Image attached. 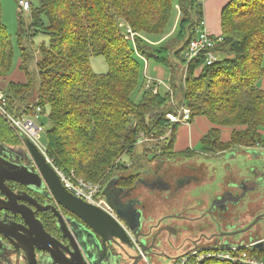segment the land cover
<instances>
[{
  "label": "trees",
  "instance_id": "obj_1",
  "mask_svg": "<svg viewBox=\"0 0 264 264\" xmlns=\"http://www.w3.org/2000/svg\"><path fill=\"white\" fill-rule=\"evenodd\" d=\"M176 7L180 16L175 37L166 41L170 45L164 42L153 48L167 34ZM29 10V37L41 32L49 37V46L38 49L35 86L23 45L28 33L21 30L18 68L26 82L7 83L6 108L18 115L39 107L40 118L46 116L47 109L48 159L58 170L73 172L76 177L99 185V195L104 197L102 191L113 179L115 186L125 184L124 175L129 171L119 159L125 155L131 161L140 135L159 139L169 129L165 116L173 111L175 103L168 94L153 95L144 90L138 102L131 99L139 82L138 61L142 58L169 70V88L173 95H182L190 111V122L202 116L211 125L200 140V153L175 152L178 127H174L162 143H152L153 149L148 147L146 160L148 152L157 150L159 155L153 159L162 156L161 160L169 161L175 157L188 159L193 153L251 149L259 144L264 132V86L258 85L264 77V0H230L222 8L223 41L215 52L225 58L210 66L203 65L202 58L193 60L187 66L185 87L179 77L184 65L182 54L201 28L203 18L202 4L195 0H38V7L30 5ZM125 27L134 34L132 41L127 38ZM176 43L180 45L170 52L169 47ZM12 53L0 10V78L11 74ZM91 57L105 60V74L91 70ZM221 129L230 130L227 142L221 141ZM19 140L0 118V142ZM243 239L236 243H243ZM254 240L248 237L247 241ZM247 252L264 259V249L251 248ZM201 264L231 263L206 260Z\"/></svg>",
  "mask_w": 264,
  "mask_h": 264
},
{
  "label": "flooded vegetation",
  "instance_id": "obj_2",
  "mask_svg": "<svg viewBox=\"0 0 264 264\" xmlns=\"http://www.w3.org/2000/svg\"><path fill=\"white\" fill-rule=\"evenodd\" d=\"M0 146L3 149H0L2 166L32 170L31 162L20 140L19 143L0 142ZM197 155L200 154L193 153L190 158H184L191 160V163H187L184 168H181L183 164L178 162V165L174 166L176 168L154 170L155 176L153 171H141L139 175L126 172L125 184H118L115 187L122 189L120 193L122 203L130 204L141 213L143 219L141 232L146 234V238L139 237L145 241L144 246L140 247L124 222L116 216L133 246L129 248L126 244L116 245L112 242L101 246V238L94 234L99 252L103 253L101 257L105 254L103 259L107 264H160L158 258L172 260L175 264L178 261L176 253L179 249L186 253L201 246L235 244L245 236L264 237V226L257 227L259 221L246 232H241L257 216L263 215L253 214L247 223L241 220L244 215L242 205L245 201L250 202L246 209L252 214V210L256 209L253 204L264 197V174H260L263 171L250 169L247 172L250 174L248 177H238L231 172V176L226 175L225 180L218 185L220 190L211 195L210 199L208 196L192 200V190L204 181L207 175L203 168L194 166L193 159L198 157ZM201 155L216 156L219 153L210 152ZM244 191V196L238 201L233 199ZM106 194L112 199L115 190L109 188ZM115 203L116 207L126 206L120 205L118 200ZM8 209L23 211L30 222ZM61 219L65 223L64 227L67 228L65 234L60 229L58 220ZM74 221L81 224L80 230L88 229L82 221L57 205L49 197L46 189L26 187L10 180L5 181L0 190V224L7 235L5 237L0 234V264H12L15 258L19 263L27 264L21 248L29 251L31 246L38 264H51L49 254L40 250L47 246L41 228L56 240L58 244L55 243L61 250L69 248L72 251L68 244L73 235ZM235 237H239L238 241L233 239ZM201 243L206 244L199 245Z\"/></svg>",
  "mask_w": 264,
  "mask_h": 264
},
{
  "label": "rangeland",
  "instance_id": "obj_3",
  "mask_svg": "<svg viewBox=\"0 0 264 264\" xmlns=\"http://www.w3.org/2000/svg\"><path fill=\"white\" fill-rule=\"evenodd\" d=\"M18 1L19 0H0L1 21H2V24L4 25V27L6 29L7 34L9 35V37L11 39L12 51H13V53H12L13 56H12V60H11V75L14 76V78H13L14 80H11V83L21 84V83L26 82V79H25L23 73L18 68L19 63H20V58H21L18 35L20 34L21 30L23 29L24 31H26V33H28L27 36H24V42H23V45L26 47L27 53L29 56V60L27 63L28 71H29L31 77L33 78V81H34L35 86H36L37 77H36L35 63L39 57L38 49L41 46L48 48L49 37L44 35L41 32H37V34H35L34 36L29 37L30 35H29V31H28V29H29L28 26L30 24V10L29 11L22 10L21 7L18 5ZM22 1L29 2L31 7H33V8L38 7V0H22ZM205 1H207V0H205ZM179 16H180V13L178 11V8L177 7H176V9L173 8L171 18H170V21H169V24L167 27V34L161 39V44H158L156 46H153L151 44L153 48L160 47L168 39L175 37V35H176L175 33L177 31ZM42 22L44 25H46V23H47L46 19L44 17H42ZM185 30H187L186 24H185ZM198 30L199 29H197L196 32ZM165 44L170 45V42H168V43L166 42ZM179 45L180 44H177V43H176V45L173 44L172 47H169V49H170L169 51L173 52L174 48H176V47L178 48ZM181 45H182V43H181ZM216 57H217V61L219 62V61L224 60L225 55H223L221 53H217ZM138 64L140 66L139 82L137 84V87L131 93V99L133 102H138L142 98L143 93L145 92L143 89V83H144L143 66L145 63L141 59L138 61ZM146 64H147L146 75H148L149 77H150V75L159 77V79L163 80V83L166 86V88L169 87V82H170L169 70L165 66H163L161 64H157L153 60H149V61L146 60ZM90 67H91V70L96 74H105L107 72L106 63L102 57H91L90 58ZM263 69H264V64H263ZM182 72L180 70L179 74L181 76H179V77H182L181 83H183L182 85L184 86V80H183L184 71H183V69H182ZM23 77H24L25 81L20 82L19 80L23 79ZM262 79L263 78H261L259 83H258L259 86H263ZM0 80H1V78H0ZM6 87H7V84H5V83L0 84V91L4 95L6 93ZM164 91H165V89H163V88L160 89L159 94L164 95ZM181 96L182 95H178V94L176 96L173 95V102L178 103L179 99H180V102L182 104L183 99L181 98ZM31 106H32V104H31ZM7 112L11 117H17L20 115L29 116L31 114V111L29 113H22V114L19 113L18 115L13 114L10 111H7ZM47 113H48V110L46 109V113H45L46 116L45 117L42 116L40 118V123L43 125V132L40 133L38 142L42 146L46 145V131L50 127V123H49L48 118H47ZM0 118L10 128V126L7 124L6 120L1 116H0ZM204 122L206 123V121H204ZM181 126H183V125L178 126V128ZM193 127H195V130L198 131L199 135H201L203 133V131H200L199 127H197V126H193ZM228 131H230V130H228ZM228 131L226 130L223 132V135H222L223 139H225L229 135ZM178 132H179V130L176 131L175 136H178L177 135ZM198 134L195 133V137H194V140H195L194 148L195 149H193L197 153L200 152L199 142L197 141ZM261 135H262V138L259 141V144H255V145L251 146L250 147L251 149H243V147H240V148L231 150L230 148L229 149L226 148L229 151H228V153H225V154H221V152H218L219 155H216V156H213V155H209V156L206 155L205 156V155H201V154L197 155L198 157H195L193 159V164L196 167L203 168L204 172L207 175H206L205 180L202 181L197 187H195V189L192 190L191 199L192 200L193 199H199V198H204V197H208V196L210 199L211 195H213L214 193H216L220 190L218 188L219 187L218 185L221 184V182L225 180L226 175L231 176V172L236 174L238 177H240V176H247L248 177L250 174L247 172L250 169L251 170L253 169L252 171H254V170L259 171V172L263 171L262 169H264V132ZM148 138H150V137H148ZM163 140H164V138H162V140L157 142V143H162ZM152 143H155V142L152 141V142H147L146 144L144 143V144H140V145H137V143H136V145H134L135 147L132 151L133 152L132 155H134V156L132 157L131 161L129 160V158L127 156L123 155L119 159V162L124 163L126 165L127 171H130L131 173H134V172L136 173V172H141V171H148L149 172V171H154V170H159V169L160 170H163V169L166 170L168 168H176L174 166L178 165V162L183 164V166L181 168H184L185 165H187V163L188 164L191 163V160H185L182 158L178 159L177 157H175L172 160L165 161L166 163L161 165V166L160 165L159 166L154 165V162L158 161V159H153L154 155L158 156V153H159L158 150L155 153H153L154 151L148 152L147 154H149V153L150 154L147 155V160L145 159L146 157H144V155L146 154L145 153L146 150H148V147H151V149H153ZM253 148H256V150L254 151ZM148 151H150V150H148ZM255 153H257V155L259 154V156L256 157ZM141 159H143L144 162H141ZM161 159H163L162 156H161ZM72 174L74 175L73 172H72ZM76 178H78V177H76ZM263 193H264V191H263ZM249 204H250L249 201H245V203L242 205L244 207V210L242 211V213L244 212V215H243L241 220L244 223L249 222L253 214H264V197H261L258 202H255L253 204L254 208H256V209L252 210V212H253L252 214L250 212H248L249 211L248 209H246L249 206ZM263 226H264V219H261L258 222L257 227L262 228ZM238 238L239 237H235L233 239L238 241ZM254 239H256V237L254 238V236H253L251 238V240H254ZM247 240H248V237L245 236L243 241H241V242L248 243ZM202 244H206V243H201L199 245H202ZM187 253H189V252L184 253L183 250H180V249L177 250V253H176L177 257L176 258L178 261L175 264H179L180 259L183 258ZM158 259L160 260V262H159L160 264H174V261L169 260V259H161V258H158ZM12 264H22V263H19L17 258H15L12 260Z\"/></svg>",
  "mask_w": 264,
  "mask_h": 264
},
{
  "label": "water",
  "instance_id": "obj_4",
  "mask_svg": "<svg viewBox=\"0 0 264 264\" xmlns=\"http://www.w3.org/2000/svg\"><path fill=\"white\" fill-rule=\"evenodd\" d=\"M23 141L24 144L22 148L31 162L32 170H25L18 167H12V169H10L0 164V190L4 185V182L7 180L19 183L26 187L44 188L47 190L49 197L52 198L57 205L63 207L66 211H68V213L75 216L78 220L88 226V229L80 230L81 227L79 225L81 224L76 223V221H74V224L71 223L73 226V235L70 237L68 247H70L72 251L69 250V248H66V250L62 248L64 251L61 250L57 245L58 243L56 240L51 238L41 228L44 235L43 238H45L44 240L47 242V246L40 248V250L43 253L46 252L49 254L51 264H107V261H104L103 259L105 254L101 257L103 253L101 254L99 252L98 243L94 240V234H97L101 238V246H105L107 242H112L116 245L126 244L129 248L133 246L131 239L125 229L118 222V219L124 222L136 240V243L140 247L144 246L145 241L139 239V237H145L146 235L141 232L143 223L141 213L139 210H135L130 204L126 205L122 203V198H120L122 189L115 187V179H113L109 185L103 189V195L105 196L109 206L116 213L118 219L110 217L102 210L87 204L83 200L74 197L66 191L53 168L46 162L45 158L39 153L36 147L24 138ZM0 149L3 150L1 146ZM255 154L256 157L259 156V154ZM260 174H264V170ZM109 188H113L115 190V194L112 199L106 194ZM244 194L245 191L240 196L233 199L238 201L244 196ZM116 200L119 201L120 205L126 206L116 207ZM8 210H11L13 213L20 214L25 221L28 223L30 222L28 216L23 211H16L12 209ZM261 219H264V214L257 216L254 221L241 232H246L253 224ZM58 221L61 231L65 234L64 231L67 230V228L64 227V221L62 219ZM34 222L36 221L34 220ZM4 230L5 229L0 224V234L6 237L7 234ZM262 246L263 243H259L255 245L254 248L261 249ZM21 250L27 264H38V260L35 257V252L32 246L29 251L23 248H21Z\"/></svg>",
  "mask_w": 264,
  "mask_h": 264
},
{
  "label": "built area",
  "instance_id": "obj_5",
  "mask_svg": "<svg viewBox=\"0 0 264 264\" xmlns=\"http://www.w3.org/2000/svg\"><path fill=\"white\" fill-rule=\"evenodd\" d=\"M197 3H203L205 0H195ZM18 5L24 11H29L30 3L27 1H18ZM201 28L196 32L195 38L190 41L187 48L182 54V59L184 61L183 71L185 78L187 65L195 59L202 58L203 65L210 66L217 61L215 48L216 46L223 41L221 36H212L209 34L203 27L201 22ZM125 33L127 38L131 41L133 40L134 34L132 33L129 27H125ZM144 70L146 69V60H144ZM143 89L145 91H150L153 95H157L160 92V89H165L164 95L168 94L170 101L173 102V93L169 87L166 86L155 79L150 78L146 74L144 75ZM6 109V99L5 95L0 91V116L3 117L13 132L20 139L21 145L23 146V138L32 143L39 153L45 158L46 162L53 168L54 172L58 176L61 184L74 197L83 200L89 205H92L110 217L117 219L114 210L109 206L105 198L99 195L100 186L94 185L89 182L82 180L81 178H76L72 172L64 173L58 170L52 165L50 160L46 155V146L39 144V135L43 132V125L40 123V108L34 107L31 110L29 116L20 115L17 117H11ZM24 117V118H23ZM166 125L168 126V131L165 136H168L170 130L174 127L180 125H188L190 123V111L184 105L175 102V106L172 112L167 113L165 116ZM153 139L152 137L148 138L140 135V138L137 140V145L146 144L147 142H159L162 140ZM152 138V139H151ZM159 144V143H157ZM256 150V148H253ZM159 155V154H158ZM263 243L261 249H264V238L251 241L249 243H235L231 245H213V246H201L195 249H192L191 252L186 254L183 258L180 259L179 264H201L206 260H213L219 262H228L231 264H264V259H259L248 254L247 249L254 248L255 245ZM257 249V248H255Z\"/></svg>",
  "mask_w": 264,
  "mask_h": 264
},
{
  "label": "crops",
  "instance_id": "obj_6",
  "mask_svg": "<svg viewBox=\"0 0 264 264\" xmlns=\"http://www.w3.org/2000/svg\"><path fill=\"white\" fill-rule=\"evenodd\" d=\"M229 1L230 0H207V1H204L203 3H201L202 4V14H203V18H202L203 27L209 34H211L214 37L221 35L220 14H221L222 8ZM263 64H264V59H263ZM143 71H144V74H143V78H144V75L146 74V71H147V66H146L145 70H144V66H143ZM13 78H14V76L11 74L5 78H1L0 84H3V83L7 84L8 82H11V80H14ZM150 78L155 79V80L163 83V80L159 79V77H157V76H151L150 75ZM19 81L24 82L25 81L24 77H23V79H21ZM262 83L264 86V77L262 79ZM263 86H261V87H263ZM203 120L206 121V123ZM193 126L199 127L200 131H203V133L201 135H199L198 131H196L195 127H193ZM210 128H211V125L209 124L207 119L205 117H202V116L194 118L190 122V124H188V125H183V126L177 128V130H179V132L177 133L178 136H175L174 151L177 153L185 152V151H193V152L197 153L196 151L193 150V149H195L194 148V146H195V140H194L195 133L198 134L197 141L199 142V147H200L201 138L209 131ZM226 130L228 131V129H221L220 138H221L222 142H227L229 140L230 131H228L229 135L225 139L222 138L223 132ZM165 163L166 162L164 160L158 159L157 162H154V165H158V166L160 165L161 166ZM153 172H154L153 173V175H154L156 173V171H153Z\"/></svg>",
  "mask_w": 264,
  "mask_h": 264
},
{
  "label": "bare ground",
  "instance_id": "obj_7",
  "mask_svg": "<svg viewBox=\"0 0 264 264\" xmlns=\"http://www.w3.org/2000/svg\"><path fill=\"white\" fill-rule=\"evenodd\" d=\"M191 63V62H190ZM188 66V65H187ZM175 106V105H174Z\"/></svg>",
  "mask_w": 264,
  "mask_h": 264
}]
</instances>
